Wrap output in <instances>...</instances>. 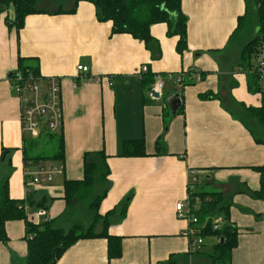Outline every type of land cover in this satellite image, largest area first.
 <instances>
[{"label":"crops","instance_id":"1","mask_svg":"<svg viewBox=\"0 0 264 264\" xmlns=\"http://www.w3.org/2000/svg\"><path fill=\"white\" fill-rule=\"evenodd\" d=\"M68 1L71 6L65 13L56 14L63 5L57 3L53 12L29 15L20 32L7 22L15 19L14 7L0 12V163L20 169L18 176L8 179L11 197L46 201L50 221L56 226L70 208L63 199L64 181L83 179L86 153L105 151L108 156L110 182L100 214L117 209L108 232L123 239V255L109 260L106 240L89 238L70 247L57 264H161L170 259L175 264H211L219 239L209 237V251L205 238L204 249L192 254L183 236L188 223L176 218L175 207L186 198L191 170L197 171L202 189L222 192L233 201L230 224L238 229V246L231 264H264V202L245 193L260 189V174L254 168L263 165L264 150L227 110L238 112V102L248 107L261 104V93L250 92L239 57L228 50L248 2L182 0L189 19L188 50L180 55L177 38L167 35V26L155 25L152 35L160 43L161 57L153 59L143 42L130 35H112V23L98 21L91 2ZM249 4L251 8L252 0ZM253 27L249 40L259 32L256 23ZM249 40L242 36L245 45ZM21 57L35 58L42 76L62 80L64 126L59 135L64 140L66 170L53 182L39 186L25 183L24 149L32 157L38 151L25 147L28 140L22 132L20 102L8 81ZM78 65L89 68L88 76H78ZM143 67L165 77L166 95L150 96L151 87H144L140 75ZM194 70L198 76L203 73V79L183 89L166 78ZM172 84L179 91L172 92ZM207 93L217 98L201 97ZM175 94L180 95L181 108L172 115L167 99ZM140 139L146 142L145 157L121 156L125 140ZM159 139L165 154H158ZM36 168L32 164L31 170ZM130 196L122 217V204ZM48 197L53 200L51 207ZM29 220L36 221L35 211ZM6 233L9 241L0 242V264H25V222H8Z\"/></svg>","mask_w":264,"mask_h":264},{"label":"trees","instance_id":"2","mask_svg":"<svg viewBox=\"0 0 264 264\" xmlns=\"http://www.w3.org/2000/svg\"><path fill=\"white\" fill-rule=\"evenodd\" d=\"M66 0H62L65 2ZM91 2L96 8L97 19L100 22L112 23V35H130L144 43L146 48L151 52L153 59L161 57V47L159 41L153 37L152 28L155 25L163 24L167 26V35L177 38V52L183 55L188 50V23L189 19L182 9V0H77ZM247 10L244 16L238 19L237 28L230 37L229 42L241 30L250 35L253 31V25L256 23L259 31L243 47L239 57L240 66L248 75V89L253 94L261 93V104L259 107H248L244 103H235L238 112L227 109L251 134L254 141L262 146L264 150V86L260 81L256 63L261 48L264 45V0H252L254 12H252L249 0H246ZM39 0H0V12L6 11L10 6L15 9V19L7 20L8 26L16 28L19 32L24 28L26 18L32 14L45 13L36 9ZM74 8L70 13L75 12ZM65 13L63 5L59 6L56 14ZM251 36V35H250ZM18 70L25 74L33 73L35 76H41L39 63L35 58H20ZM156 75H152L150 70L142 75L144 87L155 85ZM204 74H201V80ZM193 80L186 81L192 83ZM264 83V81H263ZM202 98H217L212 93L201 96ZM170 116V115H168ZM167 124V122H166ZM64 126V120H63ZM62 130L60 133L63 131ZM59 133V134H60ZM58 134V135H59ZM49 141L56 142V152L53 156L32 157L29 151L24 149L25 164H40L42 160H51L52 162H64L65 146L61 135L57 138L54 134L44 133ZM41 136V137H42ZM58 136V137H59ZM28 141H30L28 143ZM25 147L29 146L37 150V143L28 140ZM158 154H165V146L162 140L156 143ZM33 152V151H32ZM39 153V151H38ZM2 155V158L4 157ZM146 142L140 140H125L122 144L121 156L123 157H145ZM260 174V189L258 191L246 190L245 193L251 195L254 199L264 202V163L262 166L254 168ZM84 177L82 180H65L64 181V201L69 205L73 200L87 201L92 192L98 187L103 191L100 195L88 202V209L92 216V227L85 228L82 224H75L67 232L55 227L52 220L44 224H35L28 219L25 212L27 206L31 212L39 209H46V201L35 203L31 199L18 200L13 199L10 195L9 180L0 183V242L7 244L9 238L6 233V225L10 221H24L26 226V239L28 243V254L25 264H57L64 253L75 243L83 239L104 238L107 242V254L109 260L120 259L123 255L122 238L110 235L108 229L112 219L115 217L117 209L108 212L106 215L100 214V206L107 196L109 189V177L111 174L108 165V156L105 151L89 152L84 155L83 165ZM197 196L201 197V212L196 215L202 220H210L211 216L221 218L223 225L219 230H213L208 226L201 235L204 238L215 236L219 239V244L214 248L211 264H231V255L233 250L238 246V229L235 225L230 224V211L233 206L231 197H226L222 192L205 191L202 189ZM122 204L121 216L125 217L129 206V199ZM48 211V210H47ZM99 223L100 231L95 227ZM97 225V226H98ZM95 227V228H94ZM198 251L192 252L196 254ZM161 264H175L170 259Z\"/></svg>","mask_w":264,"mask_h":264},{"label":"built area","instance_id":"3","mask_svg":"<svg viewBox=\"0 0 264 264\" xmlns=\"http://www.w3.org/2000/svg\"><path fill=\"white\" fill-rule=\"evenodd\" d=\"M256 69L261 79L264 81V45L256 61ZM78 76H88L90 70L87 66L78 65L76 69ZM148 72L147 67L141 69L140 75ZM195 70L189 73L168 74L166 78L173 80L174 85L183 89L187 80L201 81V74L198 76ZM165 77L156 75L155 85L152 91L162 96L165 87ZM102 78L98 77L100 82ZM10 88L20 102L22 132L25 137L32 139L41 137L44 133L57 135L63 126V108H62V89L61 78L35 76L33 73L25 74L17 70L9 76ZM151 93V92H150ZM152 97V93L150 94ZM33 163L28 164L24 170L25 183L30 185H43L53 182L56 178L65 174V165L48 164L36 165L37 168L32 171ZM198 176L196 170L189 171L187 183V195L184 201L176 204V215L178 220L188 223V229L183 235L188 238L190 251L195 252L203 246L205 238L201 233L211 226L213 230L222 228L221 218L211 216L210 220L202 221L197 215L201 212V197L197 196L200 191L198 187ZM25 212L30 217L31 210L26 206ZM35 224H44L50 221V216L46 209L35 211Z\"/></svg>","mask_w":264,"mask_h":264},{"label":"rangeland","instance_id":"4","mask_svg":"<svg viewBox=\"0 0 264 264\" xmlns=\"http://www.w3.org/2000/svg\"><path fill=\"white\" fill-rule=\"evenodd\" d=\"M57 3H62L64 6L63 10H65V11H68L70 6H71L70 4H68V3H71L68 0H66L65 2H62V0H39L38 4L36 5V9L39 11L45 12V13L53 12L54 11L53 7ZM241 30L233 37V39L229 42V45H228V50L230 51V54H233L236 57L237 56L240 57L242 46L245 45V43L244 42L242 43V41H241L242 36L243 35L247 36L248 40L251 37L248 34L246 35V33H244V32L242 33ZM241 34H243V35H241ZM172 89H173L172 92L179 91V89H177L174 85L172 86ZM167 91H168V87H166L165 90L163 91V95H166ZM26 139L30 140L32 138L27 136ZM32 141L37 143V148L39 151L38 155H41L43 157L44 156H53L57 150L56 149L57 147L55 145L56 142H52V141H54V140H52L50 143L49 138H47V136L35 138V139H32ZM29 142L30 141H28V143ZM4 157H6V155H4ZM3 158H1V161L3 160ZM42 162L44 164L50 163L51 160H42ZM40 164H38V165H40ZM25 167H26V164L24 166V170H25ZM19 173H20V169L18 168L17 165H15V166L10 165L9 166L8 162L0 163V183L1 184H3L2 182H4L5 180H8L9 177L14 178L15 176H18ZM23 173H24V171H23ZM202 185L203 184L199 181L198 187H197L198 191L201 190ZM102 191H103V189L98 187V189H95V192H92L90 198H88V200L84 201V202H82V201L80 202L78 200H73L70 203V208L65 212V216L63 218H61L56 223L55 227L59 226L57 228H63L62 230L65 232H67L75 224H82L86 229L89 227H92V216H91L89 209H88V202L91 201L92 199H94L95 197H97L98 195H100ZM47 199H48L47 204L49 207H51L53 200L50 197H48ZM33 212H34V210H33ZM176 218H177V215H176ZM98 224L99 223L95 224V227L98 231H100L101 228H100V225H98ZM210 240L211 239L209 237L206 238L207 247H205V248L209 251L211 250ZM202 248H203V246L200 247L197 251L202 250Z\"/></svg>","mask_w":264,"mask_h":264},{"label":"water","instance_id":"5","mask_svg":"<svg viewBox=\"0 0 264 264\" xmlns=\"http://www.w3.org/2000/svg\"><path fill=\"white\" fill-rule=\"evenodd\" d=\"M151 93L156 98H159L160 97L155 91H152ZM167 103H168V105L170 107L171 114L172 115H176L179 112L180 108H181V98H180V95L179 94H175V95L170 96L167 99ZM4 160H5V157L3 158L2 161H4Z\"/></svg>","mask_w":264,"mask_h":264}]
</instances>
